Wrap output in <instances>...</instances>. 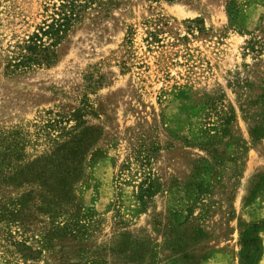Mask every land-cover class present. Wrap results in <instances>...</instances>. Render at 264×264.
Wrapping results in <instances>:
<instances>
[{
	"label": "rangeland",
	"instance_id": "obj_1",
	"mask_svg": "<svg viewBox=\"0 0 264 264\" xmlns=\"http://www.w3.org/2000/svg\"><path fill=\"white\" fill-rule=\"evenodd\" d=\"M89 1L55 64L13 72L51 0H0V139L86 141L65 211L0 217V264H264V0Z\"/></svg>",
	"mask_w": 264,
	"mask_h": 264
},
{
	"label": "trees",
	"instance_id": "obj_2",
	"mask_svg": "<svg viewBox=\"0 0 264 264\" xmlns=\"http://www.w3.org/2000/svg\"><path fill=\"white\" fill-rule=\"evenodd\" d=\"M77 1L51 0L45 5L42 22L35 30L9 44L7 69L26 72L55 64L62 56L61 47L69 33L91 3L84 0L85 4L81 5ZM154 26L155 30L148 32L149 45L158 43L164 31V25ZM18 134L9 131L7 136L3 135L0 139V217L10 223H23V217L33 210L44 214L65 211L72 204L74 187L84 174L85 133H78V129L73 127L69 135L56 137L52 141V151L27 161L23 153L27 142L24 138L20 139ZM63 138L65 140L60 142ZM150 176L146 177L147 188L141 189L145 196L152 194L154 183ZM12 190L18 191L19 197L14 199L7 193ZM259 227L255 225V228ZM257 251L261 252L259 245Z\"/></svg>",
	"mask_w": 264,
	"mask_h": 264
}]
</instances>
